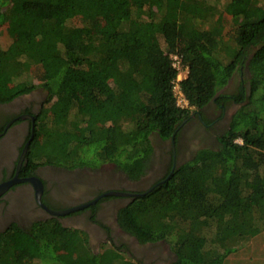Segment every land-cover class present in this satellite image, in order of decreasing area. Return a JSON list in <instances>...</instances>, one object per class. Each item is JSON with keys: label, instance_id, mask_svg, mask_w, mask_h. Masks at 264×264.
<instances>
[{"label": "trees", "instance_id": "trees-1", "mask_svg": "<svg viewBox=\"0 0 264 264\" xmlns=\"http://www.w3.org/2000/svg\"><path fill=\"white\" fill-rule=\"evenodd\" d=\"M74 18L80 25L68 24ZM6 26L0 101L34 82L51 100L34 160L111 163L136 179L152 156L151 135L170 139L190 113L232 99L215 149L175 166L117 221L141 244L166 241L171 264H225L264 233V0H0V35ZM171 53L188 66L180 85L191 109L175 104ZM234 73L236 90L220 92ZM111 245L94 252L84 231L47 220L2 234L0 264H141Z\"/></svg>", "mask_w": 264, "mask_h": 264}, {"label": "flooded vegetation", "instance_id": "flooded-vegetation-1", "mask_svg": "<svg viewBox=\"0 0 264 264\" xmlns=\"http://www.w3.org/2000/svg\"><path fill=\"white\" fill-rule=\"evenodd\" d=\"M240 79L234 73L224 89L232 94ZM34 85L0 101V186L4 185L0 192V236L15 227L26 230L36 222L55 220L63 227L84 231L93 251L102 243H113L145 264H171L173 257L156 245L161 241L141 244L118 225V211L142 195L104 194H145L197 150L215 149L218 134L228 126L237 107L234 100L225 104L212 100L190 113L170 139L151 135L152 156L144 173L131 179L111 163L67 168L34 160L31 146L35 130L51 103L48 92L38 82ZM48 210L67 212L53 214Z\"/></svg>", "mask_w": 264, "mask_h": 264}, {"label": "rangeland", "instance_id": "rangeland-1", "mask_svg": "<svg viewBox=\"0 0 264 264\" xmlns=\"http://www.w3.org/2000/svg\"><path fill=\"white\" fill-rule=\"evenodd\" d=\"M208 1L209 3L214 2V0H205ZM226 19V23H224L225 25V34L226 36H229V34L231 33V29L233 27V23L232 20L229 19V17H225ZM68 24L70 25H80V20L78 18H74L71 19L70 21H68ZM4 31L2 32V34L0 35V46L1 47H5L10 41L11 38L9 36L8 30H10L8 28L7 30V26L4 27ZM34 75L39 73V68H33L31 71ZM18 82L21 80H17ZM15 81V83L17 82ZM10 90L13 91L15 89H19L21 86H18L16 84L10 83L9 84ZM223 91H225V89L223 88ZM216 147V146H215ZM113 244V243H111ZM110 243H102L99 246L95 247V252L101 251L104 248H108L111 247ZM156 245H158V247L164 252V253H168L173 257L172 259H174V254L172 252V250L170 249L169 244L166 241H161L159 243H157ZM70 260V262L72 263L73 261H75V258H68ZM138 261V260H137ZM141 264H145L142 260ZM75 263V262H74ZM225 264H264V233L257 235L255 238L251 239V241H249L248 244H246L245 246H242L239 248V250L228 256V259L226 261Z\"/></svg>", "mask_w": 264, "mask_h": 264}, {"label": "built area", "instance_id": "built-area-1", "mask_svg": "<svg viewBox=\"0 0 264 264\" xmlns=\"http://www.w3.org/2000/svg\"><path fill=\"white\" fill-rule=\"evenodd\" d=\"M169 59L171 66L176 70V77L172 81V92L175 98V104L182 109H191L180 85L181 81L185 79L188 74V66L182 63L181 56L177 53H171ZM235 141L241 142L240 139H236Z\"/></svg>", "mask_w": 264, "mask_h": 264}, {"label": "water", "instance_id": "water-1", "mask_svg": "<svg viewBox=\"0 0 264 264\" xmlns=\"http://www.w3.org/2000/svg\"><path fill=\"white\" fill-rule=\"evenodd\" d=\"M222 91L223 89L220 92ZM3 188H4V185L0 186V192L3 190ZM108 194L119 195V196H131V195L137 196V195H143L144 193L136 194V193H129V192H121V191H109V192H106L104 195H108ZM48 211L53 214H64L65 212H67V211H52V210H48Z\"/></svg>", "mask_w": 264, "mask_h": 264}]
</instances>
